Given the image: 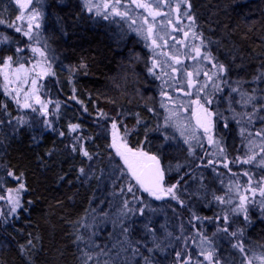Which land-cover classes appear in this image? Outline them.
Returning <instances> with one entry per match:
<instances>
[{"label":"trees","instance_id":"trees-1","mask_svg":"<svg viewBox=\"0 0 264 264\" xmlns=\"http://www.w3.org/2000/svg\"><path fill=\"white\" fill-rule=\"evenodd\" d=\"M188 2L198 30L206 40L219 42L210 44L214 55L233 65L229 76L250 79L259 60L264 59L258 55L264 51V0ZM16 15L13 0H0V20L4 21L0 34L12 35L8 27ZM43 24L44 37L58 58L55 83L48 89L61 105L55 130L22 125L13 132L18 111L0 92V104L7 106L6 112L0 109V120L4 121L0 125V163L5 167L0 172L5 178L0 190L18 186L15 179L7 176V169L17 176L23 173L27 191L22 193V204L28 209L0 218V264H81L80 249L85 245L76 242V237H87L86 224L97 208L98 177L114 157L107 133L109 120L121 113L123 124L119 129L122 134L125 126L130 130L128 144L133 148L141 147L145 126L154 129L157 122L152 79L144 54L139 53L138 41H121L104 26L93 23L79 0H45ZM9 55L12 56L11 47L0 44V57ZM82 64L86 67L81 68ZM240 64L245 65L247 74L236 67ZM246 85L249 91L264 87ZM100 112L107 113L109 119H100ZM138 118L143 121L140 125L136 123ZM10 119L13 126L8 124ZM69 124L80 128L69 134ZM60 132L65 135L61 137ZM151 133L147 144L150 151L158 145ZM73 136L85 138L81 143L93 155L91 161L79 151H72L71 146L77 143ZM80 168H85L87 175H81ZM185 213L187 210H183ZM184 223L185 233H191V225L186 220ZM249 234L254 242L264 245V221L254 220ZM183 247L180 242L174 252ZM185 251L195 256L194 245Z\"/></svg>","mask_w":264,"mask_h":264},{"label":"snow or ice","instance_id":"snow-or-ice-1","mask_svg":"<svg viewBox=\"0 0 264 264\" xmlns=\"http://www.w3.org/2000/svg\"><path fill=\"white\" fill-rule=\"evenodd\" d=\"M19 5L21 10V15L17 16V20L24 19V10L28 8V5L33 2V0H15ZM85 6L88 7L89 11L93 8V0H84ZM137 8H143L148 11V14L153 17V20L157 16H160L159 6L161 0H153L156 4V9L153 10L152 6L148 3H142L141 0H132ZM181 3H187L188 10L181 12V16L186 18L189 23L185 28L179 26V19L177 20V26L174 27V31H183L184 37L189 36V32L192 34L193 41L199 40V44H185L187 51L184 55L188 59H192L196 64V71H187V65H182L181 60L178 56H170L169 59L172 60V64L164 62V64L159 65L162 69L164 75H169L165 68H171L172 73H179V78L175 76H169V79L174 81V83L167 84L169 90H174L178 93L187 97H194L186 101H179V97L172 98L168 91H165L163 86L161 88V96H166L177 107H183L186 110H191L192 116L195 118V126L190 122L184 124L179 120L178 113L176 111L167 108V105L163 102L162 107H165L166 111H169V115L164 118V124H158L154 129H148L145 126V139L141 142V147L133 148L128 144V136L130 130L125 126L123 135L120 134L119 125L123 124V121L119 119L121 113L117 114L116 118H112L111 122V136L112 143L109 145L111 149L115 151L116 156L120 158L123 162V167L117 165L116 168L112 170L109 178L115 177L113 183L118 180H125L126 183L121 186L118 193H114L115 197L122 198L120 204L117 206L118 210L116 212L115 219L113 220V225L118 232H114L115 242L111 244V247H105L99 252L100 257H107L102 262L97 260L96 264H159L155 259L156 253L165 254L169 248L175 250L176 246L183 242L184 247L178 251H175V261L173 264H220V258L217 256L216 244L213 237L218 236V234L223 233L225 236H230L237 240L236 243L232 244L234 249H239L241 253L249 251L245 248L244 244L240 242L239 237L243 236V230L237 229L235 231H230L232 225L237 220L233 217H239L243 215V223L248 224L251 222L249 215L250 206H258L262 215H264V176L257 179L255 175H251L248 170L243 172L244 176L248 177L247 187L245 191L250 193L248 195H239V202L233 203V199L229 195L232 192L230 187L225 195H217L215 192L211 193V200H208V190L203 183V174L200 175V183L195 190L191 189V181L197 179L196 169L200 167L213 166L212 171L216 172V163L220 160L208 159L206 165H196L192 168L191 164H182L177 162L175 166L164 164V150L171 146V143L176 140V136L173 133H169L167 130L169 128L174 129V132L179 133L180 139L183 143L187 145V154L193 159H200L203 161L208 156L222 157L227 159L226 150L222 146L223 138H216L214 133V117L219 119L223 113L219 110L215 112L211 111L208 105L213 103H218L219 100H225L228 103V110L233 113L232 119H234L237 125H240V134L247 140L246 147L247 151L243 158L236 157L231 163H236L239 161L241 164L255 165L261 169H264V127H261L255 132V136L259 137V144H257L251 137L253 133L248 131L246 125H252L253 121H259L264 124V87H252L251 91L245 88L246 84L262 85L264 84V59L259 60L258 67L251 73L250 79H245L243 77H238L237 79H230L229 74L232 71L233 65L228 62H222L217 56H215L209 45L212 43L219 44L218 41L214 42L210 39L206 41V38L202 33L196 32L194 29L196 27V18L193 15L191 8V3L188 0H180ZM120 4V0H114L111 5V12H104V18L108 19L109 15L115 14L122 18L125 17L126 13L121 12L117 9V5ZM97 15L101 14V5L97 3L95 5ZM104 9L109 8L108 3L103 4ZM176 11L180 12L177 8ZM42 15L36 8L29 9L28 16L29 22L27 30H24L20 26H15L10 24L9 27H15V31L22 33L24 36L29 37L30 40L36 39L37 37L32 36V21L36 20ZM4 23L0 20V24ZM147 23V21H145ZM169 24L172 21L169 19ZM39 28V23L36 24ZM137 34L143 36L145 39H151L153 36V27L151 24L147 27V35H145L144 29L140 28L137 30ZM9 38L4 37L0 43L6 42ZM153 45H156V40H152ZM178 43H180L178 41ZM158 46V45H156ZM24 49L17 47L16 53H20ZM31 51L33 54H39L43 61H48L50 58L45 56V52L40 48L32 47ZM195 53L193 56L192 53ZM163 55H168L163 53ZM260 57H264V51L258 54ZM21 57L17 56L16 59L9 55L6 57H0V76L3 77V87L4 94L10 96L14 99L18 108L31 109L32 112L42 113L43 115H48V104L50 101L46 102L41 99L40 89L42 85L38 82L44 76L53 75L51 70V63H44L43 61H37L31 68L25 66V63L21 62ZM30 63L31 61H27ZM207 63L210 64V68H205L203 65ZM176 65V67L173 66ZM14 65H16L14 67ZM41 68V71H36L37 68ZM81 68L86 67V65H80ZM158 67V61L153 59L152 68L149 69L150 74L155 76L156 79H160V75H157L154 71ZM237 68L244 69L246 74L248 70L245 68L244 64L236 65ZM34 73V75H33ZM86 74V73H85ZM203 76V80H198L196 77ZM186 76V89L184 88ZM31 84L32 87L25 88L24 85ZM11 85H15L12 88ZM179 85V87H177ZM211 89V90H209ZM227 89V95H222ZM13 92L15 96H13ZM21 94L23 95V103L21 102ZM219 98V100H218ZM34 105H39L35 107ZM239 105L241 109L251 108V111H237L235 106ZM59 103H56V108H59ZM0 109L4 112L7 111V106L0 104ZM148 111L152 112L154 109L149 108ZM10 115V114H9ZM99 118L102 120H108V114L104 112L99 113ZM4 123L0 120V125ZM27 123L23 116L15 118V126H13V121L10 119L8 121L9 126H13V132L17 131L19 126ZM137 125L143 123L139 118L137 119ZM44 124L47 128L55 130L51 122L47 119L44 120ZM229 125L227 123V118H225L224 127L227 128ZM80 125L69 124V134L76 133ZM133 129L132 131H134ZM157 132L162 137V140L157 147L155 152L147 150V144L150 143L148 133ZM248 132L247 136H244L245 132ZM59 135L63 137L64 132H60ZM207 139L208 145L211 146L213 151H209L204 147V139ZM73 139L77 142L71 146L72 151L79 153L87 158L89 161L93 159V155L89 153L84 143L81 141L85 140L82 136H73ZM87 139H91L90 137ZM3 141L0 140V144ZM260 148V154L255 152V148ZM200 148L204 151V156H197L196 149ZM51 155V153H49ZM189 167V172H184L180 174L183 168ZM223 167L229 168L228 163H224ZM5 167L0 163V172L4 171ZM175 171L178 174V178L175 182L170 183L169 173ZM231 171V169H229ZM119 172V175H116ZM79 173L81 175H87L85 168H80ZM8 177H12L16 180L17 187L7 188V195L0 194V201H4L8 206L7 213L0 212V218H6L7 216L15 215L18 210L23 209L27 211L28 209L23 207L22 204V193L27 191L26 184L24 183V174L20 173L19 176L11 170L10 168L6 170ZM233 175H236L233 173ZM102 177H98L101 179ZM134 181V183H133ZM5 178L0 175V189L4 188ZM237 189L241 187L240 183L234 185ZM203 190V191H201ZM259 193L260 199H256V193ZM146 194V196H145ZM193 198H197L205 201V207L210 206L213 202L219 205L230 206L227 208L222 207L220 212H217L214 216L201 217L197 212L191 207V201ZM160 202L158 206H154L153 202ZM174 202V203H173ZM29 204L32 201L28 202ZM170 208L173 216L168 217L166 209ZM183 210H187L190 213L187 223L195 229V236L191 239L193 242H197V247L199 249L198 254L203 256V260H193L192 255L189 254L185 256L184 249L188 246V239L185 235L186 228L184 220L182 219ZM224 213L221 215L220 213ZM163 213L165 216L164 223L160 224L159 228L156 227L154 223V217L158 214ZM107 215V214H106ZM173 219L180 220L178 226L173 225ZM95 221V217H93ZM204 221L209 223L215 222L216 231L212 233V236H208L206 232L203 231ZM6 222V220H5ZM137 225H140L142 231L139 237L136 236L135 230ZM87 228H91L92 225H87ZM176 231H173V228ZM96 232H92V236H95ZM76 242L85 245L84 248L80 249L81 264H89L93 260V251L97 245H95L94 240L91 236L77 235ZM32 242L29 241V244ZM261 253L257 257L253 253L249 260L259 259L260 264H264V245L260 246ZM241 264L244 261L241 260Z\"/></svg>","mask_w":264,"mask_h":264},{"label":"rangeland","instance_id":"rangeland-1","mask_svg":"<svg viewBox=\"0 0 264 264\" xmlns=\"http://www.w3.org/2000/svg\"><path fill=\"white\" fill-rule=\"evenodd\" d=\"M80 5L83 9V11L88 15L93 23L100 24L104 26L106 29L110 30V32L121 41L133 38L136 41H138V45L141 47L139 50V53L143 55L146 59V68L147 73L151 81V85L154 89V99L155 102V111L153 112L154 116L156 117V124L154 127H156L158 124H164V118L169 115V111H166L165 107L161 106V103L167 105V108L173 111H176L178 113L179 120L182 121L184 124L191 123L192 122V112L191 110H186L183 107H177V104H174L172 100H170L166 96H161V88L163 86L165 91L169 92V95L172 98L179 97V101H186L189 99H192L194 97H187L182 95V93H178L174 90H169L167 84H165V81H168V83H174V81L169 79V76H175L179 78V73H172L171 68H165L163 71H166L169 75H164L162 72V69L159 65L164 64V62H167L168 64H172V60L169 59L170 56H178L179 59L182 62V65H187V68L185 69V72L187 71H196V64L195 61L192 59H188L184 53L187 51L185 48V44L191 45L193 43L199 44L200 41L196 40L193 41L192 34L189 32V36L186 38L183 35V31L177 32L174 31V27L177 26V20L179 19L180 23L179 26L181 28H185V26L189 23V21L186 18H183L181 16V12L188 10L187 3H181L180 0H161L160 6H159V12L161 13L160 16H157L155 20H153V17L148 14V11H146L143 8H137L135 4L132 2V0H120V4L117 5V9L121 12H125L126 15L124 18L117 16L115 14L109 15L108 19L104 18L103 13L104 12H111V5L114 3V0H93V8L91 11H89L88 7L85 6L84 0H79ZM16 9H17V15L13 19L12 24L15 26H20L24 30H27L28 22H29V16L28 12L31 8H36L39 12L42 13L40 17H38L36 20L32 21L33 28H32V36L37 37L36 39L30 40L29 37L24 36L22 33H18L15 31V27H8L12 31V35H7L5 33L0 34V41L3 40L4 37H8L9 39L6 42L0 43L2 45H9L12 49V56L14 59L17 58V56L21 57V62L25 63V66L28 68H31L33 64H35L37 61H43V58L39 54H33L31 51L32 47L40 48L42 51L45 52V56L49 57L50 59L48 61H43L44 63H51V70L54 73V65L58 62V58L56 56V53L54 49L48 44L46 38L43 34V22H44V5L45 0H33L31 4L28 5V8L24 10V19L23 20H17V16L21 15V10L19 8V5L13 0ZM142 3H148L152 6L153 10L156 9V4L153 3V0H141ZM99 3L101 5V14L97 15V11L95 8V5ZM108 3L109 8L104 9L103 4ZM179 8L180 12L176 11V9ZM169 19L172 21L171 24L168 23ZM147 21V23H145ZM39 23L40 27L37 28L36 24ZM151 24L153 27V36L151 39H145L143 36H140L137 34V30L140 28L144 29L145 35H147V27ZM185 30H187L185 28ZM196 32L201 33L197 26L194 29ZM156 40V45H153L152 40ZM178 41L180 43H178ZM207 43V40L205 41ZM17 47L24 49V51L20 53H16ZM212 53L213 50L211 48V45H209ZM163 53H167L168 55H163ZM214 54V53H213ZM192 55L194 56L195 53L193 52ZM216 56V55H215ZM153 59H156L158 61V67L154 69L157 75H160V79H156L155 76L150 74L149 69L152 68V61ZM220 59V58H219ZM31 61L28 63L27 61ZM16 65H14L15 67ZM174 67L176 65L173 64ZM205 68H210L211 65L205 63L203 65ZM36 71H41V68H37ZM34 75V73H33ZM230 77V76H229ZM198 80H203V76L196 77ZM230 79H235L230 77ZM42 87L40 89V95L41 99L51 103L48 104V115H43L42 113H36L32 112L31 109H23L18 108L14 99L10 96H7L4 94L3 87H0V92L7 96L16 106L18 111V117L23 116L24 119L27 121V123L23 125L30 126L34 129H40V130H47V128L44 124V120L47 119L51 122V124H56V120L58 117L59 108H56V103H59L61 105V100L53 96L48 87L51 84L55 83V75H48L44 76L42 79L38 81ZM3 84V77L0 76V85ZM12 88H15V85H11ZM24 87L30 88L32 85L29 83L27 85H24ZM179 87V85H177ZM184 88L186 89V76H185V84ZM245 88L248 90L249 88L247 85H245ZM211 90V89H209ZM222 95H227V89L225 90V93ZM13 96H15V93L13 92ZM21 102L23 103V95L21 94ZM219 100V98H218ZM35 107H39V105H34ZM60 107V106H59ZM209 109L213 112L216 110H219L223 115L216 119L214 117V135L216 138H223L222 146L226 150L227 159L225 160L222 157H215V156H208L203 161L200 159H193L192 157H189L187 154V145L183 143V140L180 139L179 133L174 132V129L169 128L167 131L169 133H173L176 136V140H174L171 143L170 147H167L165 151L168 152L167 156H164V164L167 166L168 164H172L175 166L177 162L182 164H191L192 168H195L196 165H206L208 159L217 160L219 159L220 162L216 163L214 166L216 167V172L212 171L213 166L208 167H200L199 169H196V176L197 179L195 181H191V189L195 190L199 183H200V175L203 174V183L205 184L207 190H208V200H211V193L215 192L217 195H225L228 191V189L231 187L232 192L229 193L231 198L233 199V203L239 202V195H248L251 196L250 193L245 191V188L247 187V180L248 177L243 175V172L245 170H248L251 175H255L257 179H260L262 176H264V169H261L259 167H256L255 165H249V164H241L239 161H236V163H231V161L235 160L236 157L243 158L245 155V152L247 151L246 147H242V145L247 144V140L244 139L240 134V125H237L236 121L232 119L233 113L228 110V103L225 100H219L218 103H213L211 105H208ZM237 111H251V108L248 109H241L239 105L235 106ZM264 114V113H262ZM225 118H227L228 127H224ZM111 120H109L107 125V133L108 136L111 138L112 143V136H111ZM15 124V123H14ZM194 126V125H193ZM248 131H251L253 133L252 139L259 144V137L255 136V132L260 129L261 127H264V124H262L259 121H253L252 125H246ZM120 131V129H119ZM120 134L122 132L120 131ZM153 139H155L158 142V145L152 149V152H155L157 147L159 146L162 137L157 132L151 133ZM248 132L246 131L244 133V136H247ZM204 147L205 149H208L209 151H213L211 146L208 145L207 139L205 138L204 141ZM130 146V145H129ZM131 147V146H130ZM149 149V147L147 146ZM113 150V149H112ZM150 151V150H149ZM255 152L257 154H260V148L256 147ZM113 161L109 164L107 169L101 173L100 177V186H99V194L96 201V210L91 214L87 225H92L91 228L86 227L87 236H91V238L94 240L95 245L98 247L95 248L93 251V260L90 261L92 264H96L97 260H100L101 262L106 259L107 257H100L98 254L101 250H103L105 247H111V244L115 242V236L113 235L114 232H118V229L114 228L113 220L115 219L116 212L118 210L117 206L120 204V201L122 198L115 197L113 194L118 193L120 191V188L122 185L126 183L125 180H118L115 183H113V180H115V177L109 178L110 174L112 173V170L116 168L117 165L123 167V162L120 160L118 156H116L115 151L113 150ZM196 155L204 156V151L200 148L196 149ZM224 163L229 164V168L223 167ZM231 169V171H229ZM189 167L185 166L180 173L181 175L184 172H189ZM235 173L236 175H233ZM116 175H119V172H116ZM170 176V183L175 182V180L178 178V174L175 171H172L169 173ZM134 183V181H133ZM237 183L241 184V187L237 189L234 185ZM203 191V190H201ZM0 194L7 195L6 190H0ZM146 196V194H145ZM256 199L259 200V193H256ZM174 203V202H173ZM154 206H158L160 202H153ZM205 201L200 200L197 198H193L191 201V207L197 212V214L201 217L204 216H214L217 212H220V209L222 207L227 208L230 206L225 205H219L216 202H213L210 206L205 207ZM9 206L4 202L0 201V212L7 213ZM167 216L172 217L173 213L170 208L166 209ZM107 214V215H106ZM186 214V215H185ZM182 216V219L187 221L190 213H185ZM223 215L224 213H220ZM249 215L251 218V222L248 224L243 223V215L241 214L238 218L233 217L234 220H237L238 222L234 223L232 225V228L230 231H235L237 229L243 230V236L239 237V240L241 243L244 244L245 248L249 251L245 253H241L239 249H234L232 247L233 243H236L237 240L230 237L225 236L223 233L218 234V236L213 237L215 244L217 246V256L220 258V264H241V260L244 261V264H260L259 259L255 260H249L250 257H252L253 253L256 254L257 257L260 256L261 248L260 244H257L252 239H250L249 236V230L251 229L254 220H263L264 221V215H262L260 208L258 206H250ZM9 217V216H7ZM93 217H95V221H93ZM3 219V218H2ZM154 223L157 228H159L160 224L164 223L165 216L163 213L156 215L154 218ZM178 222L180 220L173 219L172 223L175 226H178ZM188 224V223H187ZM189 225V224H188ZM173 231H176V234L178 230L174 227L172 229ZM95 231L96 235L92 236V232ZM142 231V228L140 225H137V228L135 230V234L137 237H139L140 233ZM195 229L191 228V233H185L188 239V246H195V256L192 257V259L195 260H203V256H200L198 254L199 249L197 247V242H193L191 239L193 236H195ZM203 231L208 234V236H212V233L216 231V224L215 222L209 223L208 221H204V227ZM185 256L189 255L188 251L184 252ZM155 259L159 262V264H173L175 261V252L172 248H169L165 254L156 253ZM142 264V262H141ZM204 264H207L205 261Z\"/></svg>","mask_w":264,"mask_h":264},{"label":"water","instance_id":"water-1","mask_svg":"<svg viewBox=\"0 0 264 264\" xmlns=\"http://www.w3.org/2000/svg\"><path fill=\"white\" fill-rule=\"evenodd\" d=\"M192 122H193V125L195 126L196 121H195V118L193 116H192Z\"/></svg>","mask_w":264,"mask_h":264}]
</instances>
